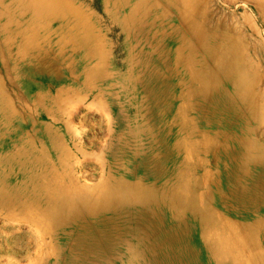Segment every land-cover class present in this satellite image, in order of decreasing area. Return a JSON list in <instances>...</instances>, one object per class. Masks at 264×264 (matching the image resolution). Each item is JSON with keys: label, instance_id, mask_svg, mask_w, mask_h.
Masks as SVG:
<instances>
[{"label": "rangeland", "instance_id": "374dc122", "mask_svg": "<svg viewBox=\"0 0 264 264\" xmlns=\"http://www.w3.org/2000/svg\"><path fill=\"white\" fill-rule=\"evenodd\" d=\"M197 1L208 34L241 53L249 79L247 88L222 83L211 102L186 97L198 86L184 64L200 73L201 54L187 52L194 40L167 0H0V154L43 148L53 160L67 123L83 186L100 184L107 145L116 175L125 160L126 179L153 183L142 223L153 243L136 241L149 236L142 230L103 244L73 228L40 241L32 226L0 215V264H264V201L236 198L255 185L264 192V0ZM110 127L130 137L124 153ZM181 183L217 230L203 235L197 217H174L168 197ZM215 235L233 246L244 238L238 261H217Z\"/></svg>", "mask_w": 264, "mask_h": 264}, {"label": "bare ground", "instance_id": "6f19581e", "mask_svg": "<svg viewBox=\"0 0 264 264\" xmlns=\"http://www.w3.org/2000/svg\"><path fill=\"white\" fill-rule=\"evenodd\" d=\"M167 2L178 6L177 11L181 20L194 40L193 43H187L186 48L189 49L187 52L189 55L195 52L201 54L200 60L197 61L200 73L193 69L192 62L184 64L198 86L196 91H192L186 97L199 96L201 100L211 102L213 93L216 94L214 97L217 96L218 90L222 94V83L234 87L239 84L247 88L249 79L240 58L241 53L233 50L220 35L208 34L203 26L206 24L205 12L199 2L197 0ZM178 63H181V60ZM65 104L63 100L57 101V109L61 114ZM224 107L220 106V109L224 110ZM60 117L54 118V121L60 123ZM65 127L66 143L61 140L53 142V160L45 156L43 148L30 149L27 152L23 149L17 150L11 156L0 154V215L32 226L38 231L40 241L47 237L52 238L56 234L69 236L72 234L69 229L73 228L72 231L78 233L91 231L103 244L117 243L123 236L139 234L142 230L147 231L149 236H137L136 241L140 244L153 243V232H148L151 225L142 224L143 218L147 215L146 211L153 212V183L131 182L126 179L125 171L129 166L125 164V160H120L123 176L116 175L112 160L108 157L107 145L101 157V166L104 169L100 184L94 188L83 186L74 169L77 165V153L70 145L69 125L66 123ZM108 130L110 140L118 143L122 149L121 153L129 149L132 141L128 135H120L115 127ZM185 147L188 155H192L191 145L186 143L180 145L181 149ZM8 178H16V181ZM198 184L199 182H196L195 185ZM257 186L255 185L249 193L240 191L236 198L239 201L245 199L249 207L261 205L264 201V192ZM168 208L174 217L178 218L179 215L188 213L200 219L203 235L208 230L212 232L218 229L215 224L209 222L206 212L201 209L199 198L190 191L188 184L181 183L168 197ZM88 218H97L100 225L103 224V229L92 232L94 228L86 221ZM229 242V239L220 235L212 238L210 245L218 262L232 259L238 261L239 258L233 252H244V238H238L235 246Z\"/></svg>", "mask_w": 264, "mask_h": 264}]
</instances>
